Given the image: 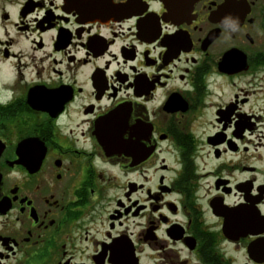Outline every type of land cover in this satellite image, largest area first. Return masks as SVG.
<instances>
[{"label": "flooded vegetation", "instance_id": "obj_1", "mask_svg": "<svg viewBox=\"0 0 264 264\" xmlns=\"http://www.w3.org/2000/svg\"><path fill=\"white\" fill-rule=\"evenodd\" d=\"M0 264H264V0H0Z\"/></svg>", "mask_w": 264, "mask_h": 264}]
</instances>
